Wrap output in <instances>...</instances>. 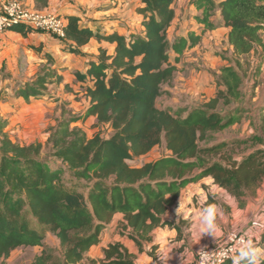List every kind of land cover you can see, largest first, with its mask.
Wrapping results in <instances>:
<instances>
[{
	"label": "trees",
	"instance_id": "1",
	"mask_svg": "<svg viewBox=\"0 0 264 264\" xmlns=\"http://www.w3.org/2000/svg\"><path fill=\"white\" fill-rule=\"evenodd\" d=\"M174 3L138 0L135 12L144 27L143 35L91 28L80 22L79 15H65L63 51L78 53L91 39L113 44L110 54L109 48L99 46L96 60L77 73L78 79L87 82L86 109L79 116L61 118L47 140L51 156L88 187L86 193L61 190L56 184L61 175L58 164L40 157V143L11 142L3 133L6 121L0 117V259L18 247L42 245V233L29 225L26 213L46 226L64 247L59 264H78L117 213L122 215L120 234L136 244L149 241L156 227L167 226L181 234L183 221L174 222L164 214L187 184L203 177L210 176L214 184L238 198L240 208L244 198L255 193L264 179L263 150L256 149L227 165L205 158L224 148L226 141L199 147L208 132L238 120L215 110L219 102L228 105L241 98L238 59L220 68L216 95L201 106L162 108L156 98L165 92L162 86L171 82L177 70L170 62V52L180 54L198 44L205 30L217 26L211 20L217 10L220 24L229 28L227 44L232 55H245L258 46L264 49V0H192L199 11L194 18L203 28L198 34L189 31L186 37L176 36L170 42L167 29L175 16ZM8 29L22 35L29 30L19 23ZM55 74L49 70L38 74L19 94L38 96ZM89 117L107 124L111 134L87 137L79 127H71ZM161 144L168 154L140 166L129 164ZM206 202L213 203L212 197ZM83 228L91 231L71 237V231ZM103 254L99 264H135L132 253L119 242L109 244ZM50 260L51 255L42 249L31 264H54ZM224 264H232V259Z\"/></svg>",
	"mask_w": 264,
	"mask_h": 264
},
{
	"label": "rangeland",
	"instance_id": "2",
	"mask_svg": "<svg viewBox=\"0 0 264 264\" xmlns=\"http://www.w3.org/2000/svg\"><path fill=\"white\" fill-rule=\"evenodd\" d=\"M4 1L0 0V12L3 11L2 4ZM136 4L134 0H40L35 3V6L40 9L47 8V10L49 6H52L49 11H52L57 16H62L60 9L67 7L79 12L84 19L92 21L105 19L103 21H109L107 22L108 25L112 21L116 22L118 26L137 30V19L140 16L135 12ZM191 5L192 0H175L176 29L180 27L179 24L181 22L188 21L189 17L195 19L194 16L190 15ZM220 26L222 25L220 24ZM172 28H170L168 33L169 41L176 34V29ZM183 28L187 29L188 24ZM36 33H42L43 36H37ZM42 37H45L44 40H41ZM65 43V40L55 34L34 29L33 27H30L25 35L10 29H5L0 33V117L6 121L3 133L11 142L18 145L40 143L42 145L40 157L51 161V163L58 164L61 175L56 184L60 186L61 190L86 193L88 183L74 178L67 168L60 164V161L52 157V150L47 142L52 129L61 118L79 116L88 106V99L84 92L85 86L83 85L86 82L78 79L77 73L85 70V66L91 56L97 57L96 50L87 51L81 49L78 53L63 51L62 47ZM227 45L224 37H222L214 54L220 56L226 62H230L229 60L233 56ZM110 53L111 49H108V54ZM245 63L247 64V60H244ZM48 70L56 74L51 76L52 80L46 82L45 90L41 94L38 96L19 94V91L26 83H30L38 74ZM179 72H181V68L175 72V80H179L177 77ZM169 85L167 92L157 99L159 106H165L173 99L181 100L184 97L181 95L182 92L179 88L172 89L174 82ZM242 91L243 96H246L245 94L248 92L247 85L243 86ZM172 107L177 108V106ZM234 109L239 112H246L249 110L248 103L244 101L239 103L232 102L228 105L220 103L216 106V111L225 118ZM75 126L84 131L87 137H91L95 133H99L102 137L111 134V129L107 124H98L92 117L87 118L85 121L71 124V127ZM223 136L224 132H208L206 139L199 142V147L201 148L209 147L221 141H226L227 143L217 153L205 154L208 162L220 161L227 165L237 163L244 156L254 151L253 148L262 143V139L246 143L247 141L224 140L222 139ZM256 136L261 137L259 133ZM262 150L264 151V149ZM166 154L168 152L164 145L161 144L153 147L144 155L134 157L129 161V164L140 166L144 162L154 161ZM212 196L213 203L209 204L207 202L199 204L194 199L196 212L182 220L183 231L179 238H182L183 242L175 246L172 252L168 253L171 259L166 264H195L196 252L201 247H215L224 242L231 231L244 227V221L238 220V215L233 213L234 203L238 201V198L230 195L221 187ZM209 208L216 210L215 223L218 227V233L215 237L211 234H204L197 242L193 237L195 226L199 223L196 218L201 212L207 211ZM236 208L239 209V205ZM26 217L29 225L36 227L42 233V245L18 247L12 250L7 258L0 259V264H31L34 257L42 249H45L51 255V263H62L64 247L60 245L58 238L46 226L39 225L29 213H26ZM120 221L121 218L115 216L112 224L107 225L103 231V238L111 239L117 234L125 239L124 241L136 251V254H132L136 264H148L146 260L153 261L154 264H165L164 261L158 260V258L167 249L164 248L159 252L157 247L152 246L150 242L133 244L132 241L121 236ZM250 223L254 224L253 222ZM250 223L248 226H251ZM254 225L258 226L257 224ZM263 230V227L258 226V233L255 235L257 239H255L253 244L262 249H264V242L261 241L260 237ZM90 231L89 228H83L78 231H71L70 235L76 238L84 236ZM102 251L99 246H93L85 253L84 259L78 264H90L91 259L94 260L93 264H99L103 256L101 255Z\"/></svg>",
	"mask_w": 264,
	"mask_h": 264
},
{
	"label": "crops",
	"instance_id": "3",
	"mask_svg": "<svg viewBox=\"0 0 264 264\" xmlns=\"http://www.w3.org/2000/svg\"><path fill=\"white\" fill-rule=\"evenodd\" d=\"M22 1H24L26 4L35 6V0ZM134 1L137 3L136 5H138V0ZM51 7L52 6H49L48 10H50ZM191 7L192 9L190 15L195 17L199 14V11H197L193 5H191ZM44 9L47 10V8ZM174 11L175 16L171 22V25L167 29V37L169 36L168 33L171 27H173L172 29L174 30L176 29L177 21L175 7ZM60 12L62 17H65V15L69 13L79 15L81 18L80 22L87 23V25L91 28L97 27L101 30L108 31L116 30L118 33L125 35H128L130 32L139 33L141 35L144 34V27L139 24L140 17H138L137 19V30H135V28L128 29L125 26H118L116 22L112 21H110L108 25L107 22L109 21H103L105 19H98V21L84 19L79 12H76L75 10L67 7L61 8ZM211 20L214 21L217 26L214 29L205 30L203 34H201V38L198 44L191 48L185 49L180 54L174 53L173 51L170 52V62L172 64H175L177 70L181 68V72H179V75L177 76L179 80H175L174 76L175 72L177 71L176 70L169 84L172 85L174 82L172 89L179 88L182 92L181 95H183L184 97L181 98V100L173 99V101L168 102L165 106H159L157 104V99L165 94L170 87L169 84H164L162 88L165 92L156 98V104L157 106L162 108H165L167 106L191 108L203 105L216 95L218 86L215 79L220 73V68L226 65L234 64V61L238 59L240 63L239 70L242 74L243 80L240 85L241 98L239 100H236L235 103H239L242 101L247 102L249 110L246 112H239L235 109L234 111H230L229 116H234L238 118V120L227 128L217 131L224 132V136L222 137V139L224 140H240L243 142L247 141L246 143H249L262 139V143L253 148L254 150H262L264 149V49L258 46L245 55L238 57L232 55L233 57L229 60L230 62H226L220 56L215 55L214 51L217 49V46L219 45L222 37H224V40L227 42V32L229 28L220 26V14L218 10L215 11L214 15H212ZM186 24H188L187 29L183 28ZM179 25L180 27L175 30L176 34L173 39L176 36L186 37L189 31H194L198 34L200 33L199 30L203 28L202 24L197 23L196 19H193L192 17H189L188 21L181 22ZM36 35L43 36L42 33H36ZM44 38L42 37L41 40H44ZM99 46L109 49L113 48V44L111 43L97 42L96 40L91 39L84 47H82V49L87 51L96 50L98 53L97 49ZM227 48L231 53V46L227 45ZM175 57L178 58L177 62L174 61ZM90 60L95 61L96 57L91 56ZM244 60H247V64H244ZM87 66L88 65L85 66V69ZM83 85H87V82L83 83ZM244 85H247L248 88V92L245 94L246 96H243L242 91ZM220 103L221 102H219L218 104ZM258 133L261 137L256 136ZM218 188L219 187L213 183V179L210 176L203 177L197 182L187 184L180 191V194L175 200L174 205L166 210L164 218L172 220L174 222L186 219L190 214L196 212L194 199L197 200L199 204H203L206 202L208 196L213 197L212 194H215ZM236 207H238V201H235L234 203L233 213L234 215H238V220L240 219L244 221V227H241V229L247 227L250 222L257 224L264 229V179L260 183V186L256 189L254 194L246 196L244 198L243 206L239 209H237ZM115 216L122 219V215L120 213H117L113 216L112 221L108 225L112 224ZM258 226H256V233H258ZM105 228L100 233V241L96 245H93L94 247L99 246L100 248H102V250H104L109 244L119 242L123 246H125L130 253L136 254V251L133 250L132 247L124 241L125 239L121 238L117 234H115L111 239L103 238V231L105 230ZM179 235L177 234L175 229L169 228L167 226L156 227L150 233V240L144 242H150L152 246L154 245L157 247V251L159 252H161L164 248L167 250L170 248V252H172L175 246H178V244L183 242L182 238H179ZM125 238L128 239L127 237ZM132 243L136 244L133 241ZM93 246H91L90 248H92ZM101 255L104 256L103 251ZM158 260H160V257L158 258ZM146 261H148V264H154L153 261Z\"/></svg>",
	"mask_w": 264,
	"mask_h": 264
},
{
	"label": "built area",
	"instance_id": "4",
	"mask_svg": "<svg viewBox=\"0 0 264 264\" xmlns=\"http://www.w3.org/2000/svg\"><path fill=\"white\" fill-rule=\"evenodd\" d=\"M2 1V0H1ZM4 1V0H3ZM3 11L0 12V33L14 24H23L30 29L44 30L55 34L59 38L64 37L65 19L57 16L52 11L39 9L35 6L26 4L22 0H5L2 4ZM256 226L251 224L242 229L231 231L224 242L212 248H205L209 253L215 254L209 264H216V257L220 253H225L227 258H223V264L237 254L241 239H251L253 244L256 239ZM199 251V250H198ZM196 252L195 264H200V256Z\"/></svg>",
	"mask_w": 264,
	"mask_h": 264
},
{
	"label": "clouds",
	"instance_id": "5",
	"mask_svg": "<svg viewBox=\"0 0 264 264\" xmlns=\"http://www.w3.org/2000/svg\"><path fill=\"white\" fill-rule=\"evenodd\" d=\"M216 210L214 208H209L207 211L201 212L198 217V225L195 226L193 231L194 239L199 242L204 234H211L215 237L218 233V227L215 223ZM240 247L236 250L238 254L231 256L232 264H260V261L264 259V249L256 247L253 245L251 239L239 241ZM171 251L169 248L164 251L160 256V260L164 261L165 264L171 259L168 253ZM200 256V264H209L213 260L215 254L209 253L205 250V247H201L198 251ZM223 258H227L225 253H220L216 257V264H223Z\"/></svg>",
	"mask_w": 264,
	"mask_h": 264
}]
</instances>
